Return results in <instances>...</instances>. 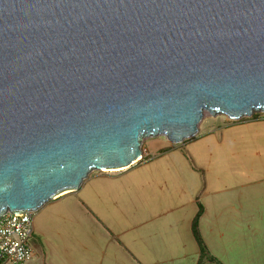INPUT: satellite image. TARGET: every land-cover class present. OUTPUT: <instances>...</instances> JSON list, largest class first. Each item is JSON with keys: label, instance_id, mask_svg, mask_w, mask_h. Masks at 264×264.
I'll list each match as a JSON object with an SVG mask.
<instances>
[{"label": "water", "instance_id": "obj_1", "mask_svg": "<svg viewBox=\"0 0 264 264\" xmlns=\"http://www.w3.org/2000/svg\"><path fill=\"white\" fill-rule=\"evenodd\" d=\"M253 112L264 0H0V216Z\"/></svg>", "mask_w": 264, "mask_h": 264}, {"label": "crops", "instance_id": "obj_2", "mask_svg": "<svg viewBox=\"0 0 264 264\" xmlns=\"http://www.w3.org/2000/svg\"><path fill=\"white\" fill-rule=\"evenodd\" d=\"M244 121L216 131L198 128L190 137L196 176L186 199L183 188L178 195L167 186L168 172L182 166L138 167L136 179L128 176L134 163L89 173L32 224L33 254L24 264H264V134ZM246 130L251 135L242 136ZM243 139L254 145L255 164L246 163V152L220 149ZM177 179L170 178V186ZM163 189L167 193L159 194ZM198 206L197 230L214 260L199 261L190 230ZM79 218L86 223L81 237L70 227L73 220L83 225Z\"/></svg>", "mask_w": 264, "mask_h": 264}, {"label": "rangeland", "instance_id": "obj_3", "mask_svg": "<svg viewBox=\"0 0 264 264\" xmlns=\"http://www.w3.org/2000/svg\"><path fill=\"white\" fill-rule=\"evenodd\" d=\"M246 122V124H254L256 127V134H264V112H253L251 113L250 116L248 117H241L238 120H230L222 115H214V116H209L207 114H204L203 117L201 118L198 128L200 129V133L205 132L206 130L209 129H214L215 127L221 126V125H228V124H240L237 123V121H243ZM243 123V122H242ZM229 127V126H228ZM251 127V126H249ZM213 130V131H214ZM242 136H247L251 135L249 134L250 131L246 132H241ZM255 133V131H254ZM197 134V133H196ZM261 136V135H260ZM203 138L202 140H204ZM251 139H243V141H237V142H230L228 144H224L223 147H220L223 151H242L247 153L246 163L247 164H255L256 158L252 155V151L254 150V145L250 142ZM193 146V139H184L180 142L177 143H170L168 142L164 137L162 136H152V137H146L142 139L139 145V149L141 151V157L137 161L134 162V165H132V168L130 171H128V176L131 175L136 179L138 177L137 172H140L136 170L138 167H146V166H159V167H181V171L177 170L176 172L169 171L170 173L168 177L171 179H176V184L171 185L172 181L170 178L168 179L167 186H168V191L171 193L176 190V194L179 195V189L183 188V195L186 197L191 194L192 189H193V172L191 166H189V162L191 161L190 155H191V149ZM216 146V150L218 148ZM181 160V161H180ZM252 161V162H250ZM183 162V163H182ZM136 163V164H135ZM264 165V164H263ZM133 169V170H132ZM172 172L175 173L174 176L172 175ZM90 173L96 174V171H91ZM167 173V172H166ZM91 174V175H92ZM139 177H143V174H139ZM140 178V179H141ZM139 179V180H140ZM170 186V187H169ZM159 193V192H158ZM167 191L163 189L162 192L159 194H166ZM62 196L59 195L57 197ZM56 198V197H55ZM55 198L51 199L48 203H46L42 208L38 210V212L33 211L32 216H31V223L34 224L35 222H40L41 215H44V212L47 210L46 206L51 203L52 200ZM185 209H187V206L185 205ZM186 213V212H185ZM79 214V213H78ZM80 219V218H79ZM81 223L83 225H77V223L73 220L70 222V227L72 230H74L75 234L78 233V237H81L83 234V231L85 229L86 223L84 220L80 219ZM62 228L66 229L65 222H63ZM30 243H31V238H30Z\"/></svg>", "mask_w": 264, "mask_h": 264}, {"label": "built area", "instance_id": "obj_4", "mask_svg": "<svg viewBox=\"0 0 264 264\" xmlns=\"http://www.w3.org/2000/svg\"><path fill=\"white\" fill-rule=\"evenodd\" d=\"M32 212L0 216V264H24L32 257Z\"/></svg>", "mask_w": 264, "mask_h": 264}, {"label": "trees", "instance_id": "obj_5", "mask_svg": "<svg viewBox=\"0 0 264 264\" xmlns=\"http://www.w3.org/2000/svg\"><path fill=\"white\" fill-rule=\"evenodd\" d=\"M201 213V206H198L197 211L195 212V214L193 215L192 219H191V224H190V230H191V234L197 244L198 247V251H199V261L202 257H206L209 260H214L212 257H209L207 255V250L205 248V245L203 244L198 230H197V221H198V217Z\"/></svg>", "mask_w": 264, "mask_h": 264}, {"label": "bare ground", "instance_id": "obj_6", "mask_svg": "<svg viewBox=\"0 0 264 264\" xmlns=\"http://www.w3.org/2000/svg\"><path fill=\"white\" fill-rule=\"evenodd\" d=\"M102 170H104V171H105V170H113V169H102ZM114 170H115V169H114Z\"/></svg>", "mask_w": 264, "mask_h": 264}]
</instances>
